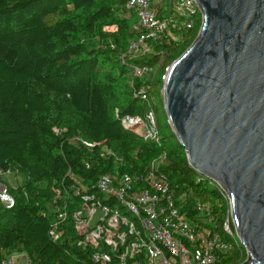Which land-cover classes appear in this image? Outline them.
Wrapping results in <instances>:
<instances>
[{
	"label": "trees",
	"instance_id": "1",
	"mask_svg": "<svg viewBox=\"0 0 264 264\" xmlns=\"http://www.w3.org/2000/svg\"><path fill=\"white\" fill-rule=\"evenodd\" d=\"M134 21L126 0H0V170L24 177L21 186L8 185L14 206L0 202V258L19 252L32 264H91L90 249L78 245L72 214L82 196L72 185L92 187L110 171L143 172L162 153L163 174L177 195L185 194L181 209L193 214L192 205L205 202L204 227L229 239L221 232L229 213L225 194L189 166L169 124L167 132L159 130L154 109L153 98L162 105L166 68L198 28L122 62L136 36ZM132 64L158 66L153 78L133 79L136 87L143 81L150 86L147 100L129 84ZM150 111L158 142L121 123L124 116L145 118ZM52 229L62 232L57 240ZM245 257L239 244L216 264H240Z\"/></svg>",
	"mask_w": 264,
	"mask_h": 264
},
{
	"label": "water",
	"instance_id": "2",
	"mask_svg": "<svg viewBox=\"0 0 264 264\" xmlns=\"http://www.w3.org/2000/svg\"><path fill=\"white\" fill-rule=\"evenodd\" d=\"M196 3L201 25L169 66L163 107L189 166L228 198L240 264H264V0Z\"/></svg>",
	"mask_w": 264,
	"mask_h": 264
},
{
	"label": "built area",
	"instance_id": "3",
	"mask_svg": "<svg viewBox=\"0 0 264 264\" xmlns=\"http://www.w3.org/2000/svg\"><path fill=\"white\" fill-rule=\"evenodd\" d=\"M126 6L135 14L132 29L136 36L120 56L122 62L145 56L152 50V43H169L201 25L202 13L196 0H126ZM153 69L148 64L131 65L129 84L133 93L145 100L150 86L143 81L136 87L133 79L148 76ZM121 123L145 140L160 139L151 111L145 118L124 116ZM165 164L162 153L143 172L110 171L100 175L92 187L81 181L72 185L74 193L82 196L72 214L75 231L81 237L78 245L90 249L87 260L91 264H216L222 254L241 244L230 226L229 213L221 228L229 236L226 239L222 233L204 227L210 209L205 202L196 201L191 207L193 214L181 209L185 194L177 195L171 187L162 172ZM0 202L7 209L15 203L1 170ZM64 215L60 213L59 217ZM95 216L97 221L91 225ZM61 233L49 231L53 240ZM0 264L32 263L24 253L14 252L0 258Z\"/></svg>",
	"mask_w": 264,
	"mask_h": 264
},
{
	"label": "rangeland",
	"instance_id": "4",
	"mask_svg": "<svg viewBox=\"0 0 264 264\" xmlns=\"http://www.w3.org/2000/svg\"><path fill=\"white\" fill-rule=\"evenodd\" d=\"M172 17H175V13L172 14ZM197 28H199V26L196 27L195 29L197 30ZM110 29H113V27H110ZM194 30L192 31V33L194 32ZM158 70H159L158 66L154 67V69L152 70V72L150 74V77L153 78L157 74ZM161 97H162V94H161ZM153 101L156 104L154 109H155V112L157 115V125L159 127V130L162 132H167L169 128L165 127L166 126L165 123L166 122L168 123V121H167V116H166V113H165V110L163 107V100H162V105L159 102L158 98H156V97L153 98ZM2 180L10 186L18 187V186H21L23 184L24 177L18 171H12L11 170V171H8V172L2 174ZM97 218L98 217L95 216L91 220L90 224L93 225L97 221ZM232 231H233V233H235L234 228H232Z\"/></svg>",
	"mask_w": 264,
	"mask_h": 264
}]
</instances>
